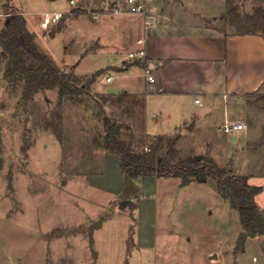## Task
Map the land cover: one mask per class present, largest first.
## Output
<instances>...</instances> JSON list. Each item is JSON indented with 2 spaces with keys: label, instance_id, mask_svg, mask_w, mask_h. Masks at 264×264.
I'll use <instances>...</instances> for the list:
<instances>
[{
  "label": "rangeland",
  "instance_id": "obj_1",
  "mask_svg": "<svg viewBox=\"0 0 264 264\" xmlns=\"http://www.w3.org/2000/svg\"><path fill=\"white\" fill-rule=\"evenodd\" d=\"M107 1L81 9L70 0H13L25 12L38 49L57 69L80 83L101 74L77 103L62 98L58 88L25 99L26 83L5 77L0 46V264H264V236L242 240L239 212L219 194L213 178L182 187L180 178L162 177L148 185L146 178L128 177L120 164L119 179L116 161L106 158L112 154L100 145L105 113L118 121L124 140L140 144L138 151L146 152L155 141L145 139V89L132 95L136 106L124 100L101 109L103 96L116 99L109 93L126 87L114 66L139 49L130 35L100 28L103 17L126 18L109 12L117 0ZM232 2L240 17L264 11V0ZM187 6L207 27L235 32L228 0ZM95 11L102 13L99 19L93 18ZM53 13L63 14L62 20L44 29V15ZM8 15L0 14V33ZM216 128L183 136L179 159L202 155L232 172L243 168L233 167L235 150Z\"/></svg>",
  "mask_w": 264,
  "mask_h": 264
},
{
  "label": "crops",
  "instance_id": "obj_2",
  "mask_svg": "<svg viewBox=\"0 0 264 264\" xmlns=\"http://www.w3.org/2000/svg\"><path fill=\"white\" fill-rule=\"evenodd\" d=\"M79 1L85 8L98 7L107 0ZM193 1H155L158 19L150 30H145L139 17L131 15H124L129 21L117 16L98 20L104 30L112 27L130 35L138 51L142 46L137 41L143 39L146 52L145 58H130L129 54L135 53L130 51L120 59L114 68L126 87L109 94H126L132 99L141 88L147 91L145 139L177 136L182 140L187 133L201 129L213 132L219 124L216 129L227 148L235 150L230 155L233 167L243 166L233 168L234 174L262 188L255 200L264 210V38L233 34L219 26L207 27L193 13L194 8L187 6ZM13 7L26 18L13 0H0V14L8 15ZM147 69L154 77L153 83L148 80ZM109 78L112 81L111 76L107 81ZM227 122H240L245 128L227 138L223 131ZM135 133L140 139L138 127ZM134 145L140 149L139 143ZM106 158L116 161L121 179L118 156ZM248 166L250 170L246 171ZM154 179L146 178L145 184H154Z\"/></svg>",
  "mask_w": 264,
  "mask_h": 264
},
{
  "label": "trees",
  "instance_id": "obj_3",
  "mask_svg": "<svg viewBox=\"0 0 264 264\" xmlns=\"http://www.w3.org/2000/svg\"><path fill=\"white\" fill-rule=\"evenodd\" d=\"M233 0H228L231 26L237 35H259L264 38V11L259 16H237ZM231 33V32H230ZM0 46L6 56L5 77L12 83L24 81L27 88L24 98L31 99L37 92L58 88L62 98L68 97L77 103L81 96L90 93V87L100 76L97 71L86 82L80 83V78L61 72L51 59L42 53L36 43L35 36L27 28L26 18L18 11L9 13L4 30L0 33ZM34 60L38 65H30ZM106 103L126 100V105H137L135 99H127L126 94L118 95L116 99L103 96ZM104 135L100 145L109 153L117 155L123 173L131 178H162L176 177L181 179L182 186L192 182L206 183L213 178L219 194L229 202L233 209L239 212L243 227L242 240L248 237L264 236V210L256 203L255 197L262 188L249 184L245 176H237L231 170L219 167L212 158L201 157L179 159L177 144L179 137L158 136L147 146V151H138L134 141L122 138V128L118 121L105 113L103 118Z\"/></svg>",
  "mask_w": 264,
  "mask_h": 264
},
{
  "label": "built area",
  "instance_id": "obj_4",
  "mask_svg": "<svg viewBox=\"0 0 264 264\" xmlns=\"http://www.w3.org/2000/svg\"><path fill=\"white\" fill-rule=\"evenodd\" d=\"M155 1L157 0H117L113 4V9L109 12L115 15H131L139 17L143 22L145 30H150L155 26L158 19V13L154 5ZM70 4L75 6L76 8H84L81 7L79 0H71ZM92 15L94 19H99L102 13L95 11L92 13ZM62 18L63 14L61 13L45 14L42 19L41 25L44 29H48L51 26L58 24ZM137 42L142 47L137 53H130L129 57L135 58L136 56H138L140 58H145L146 52L143 47L144 40L139 39ZM146 74L148 75L149 82L153 83L154 77L152 76L149 69L146 70ZM110 80L111 79L109 78L108 81ZM196 102L200 103L199 100H196ZM244 128V124L240 122H227L223 126V131L225 134L234 135L243 131Z\"/></svg>",
  "mask_w": 264,
  "mask_h": 264
},
{
  "label": "water",
  "instance_id": "obj_5",
  "mask_svg": "<svg viewBox=\"0 0 264 264\" xmlns=\"http://www.w3.org/2000/svg\"><path fill=\"white\" fill-rule=\"evenodd\" d=\"M50 1H54V0H50ZM52 35L54 34V32L51 33ZM197 160H200V156H196ZM217 256H214V258H216Z\"/></svg>",
  "mask_w": 264,
  "mask_h": 264
}]
</instances>
